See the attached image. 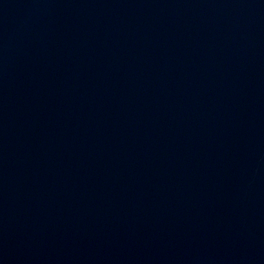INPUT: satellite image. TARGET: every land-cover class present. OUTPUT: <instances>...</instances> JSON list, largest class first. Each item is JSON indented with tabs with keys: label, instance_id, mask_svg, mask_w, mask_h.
<instances>
[{
	"label": "water",
	"instance_id": "95a60500",
	"mask_svg": "<svg viewBox=\"0 0 264 264\" xmlns=\"http://www.w3.org/2000/svg\"><path fill=\"white\" fill-rule=\"evenodd\" d=\"M0 264H264V0H0Z\"/></svg>",
	"mask_w": 264,
	"mask_h": 264
}]
</instances>
